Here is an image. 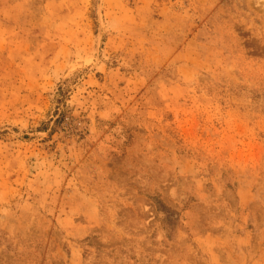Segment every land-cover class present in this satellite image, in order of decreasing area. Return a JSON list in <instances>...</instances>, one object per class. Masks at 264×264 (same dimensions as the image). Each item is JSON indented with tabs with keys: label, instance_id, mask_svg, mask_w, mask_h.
<instances>
[{
	"label": "rangeland",
	"instance_id": "374dc122",
	"mask_svg": "<svg viewBox=\"0 0 264 264\" xmlns=\"http://www.w3.org/2000/svg\"><path fill=\"white\" fill-rule=\"evenodd\" d=\"M0 264H264V0H0Z\"/></svg>",
	"mask_w": 264,
	"mask_h": 264
}]
</instances>
